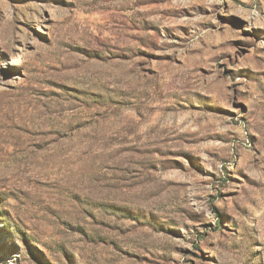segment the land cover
<instances>
[{
    "label": "rangeland",
    "instance_id": "rangeland-1",
    "mask_svg": "<svg viewBox=\"0 0 264 264\" xmlns=\"http://www.w3.org/2000/svg\"><path fill=\"white\" fill-rule=\"evenodd\" d=\"M0 264H264V0H0Z\"/></svg>",
    "mask_w": 264,
    "mask_h": 264
}]
</instances>
